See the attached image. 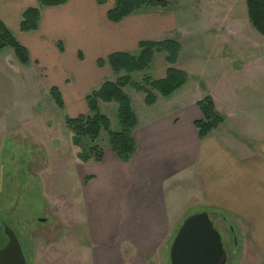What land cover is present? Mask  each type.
Segmentation results:
<instances>
[{"label": "crops", "instance_id": "0c3cea01", "mask_svg": "<svg viewBox=\"0 0 264 264\" xmlns=\"http://www.w3.org/2000/svg\"><path fill=\"white\" fill-rule=\"evenodd\" d=\"M38 1L0 0V21L28 55L22 64L12 48L0 49V160L17 123L34 135L46 133L50 88L58 89L76 116L87 113L84 97L123 75L111 72L108 55H137L139 42L175 40L200 57L220 56L228 30L241 32L247 24L242 13L233 15L238 0H166L164 8L143 6L118 22L106 17L114 0H67L40 8L37 28L20 32L22 11ZM194 80L203 89L198 95L184 90L186 82L152 105L144 103L143 93L122 89L136 118L135 152L123 162L109 144L97 145L102 160L92 155L77 167L85 181L88 244L76 248L72 264H164L150 260L151 253L178 230L181 218L201 211L224 214L241 232L234 245L242 243L247 252L236 264H264V149H253L264 142V118L244 110L238 98L236 114L224 108L233 100L231 79L210 78V85L207 78ZM204 96L212 98L223 122L200 139L194 121L202 118L196 102ZM111 103L100 101V112ZM38 149L49 161L51 143Z\"/></svg>", "mask_w": 264, "mask_h": 264}, {"label": "rangeland", "instance_id": "374dc122", "mask_svg": "<svg viewBox=\"0 0 264 264\" xmlns=\"http://www.w3.org/2000/svg\"><path fill=\"white\" fill-rule=\"evenodd\" d=\"M232 12L236 16L242 13L247 24L244 27L242 25L241 32L228 30L225 40L220 41V56L214 54L208 58L200 57L201 53L195 49L187 51L183 45V50L180 49L173 66L187 74L184 90L197 95L203 89H196V76L207 78V85L211 84L210 78L221 80L222 76V79H231L227 83L234 88V91H231L234 94L233 100L224 102V108L233 110L236 114L234 98H238L244 110H250L257 119H262L264 36L259 35L249 24L245 0H238L236 5H233ZM167 66L164 53H154L149 67L144 71L132 73L131 77L134 81H140L144 75L160 79L164 76ZM219 83L217 82V85ZM130 90L131 88L126 89L127 93H130ZM132 98L134 108H137V96L133 94ZM44 105L51 112L47 113L46 133L42 129L34 135L24 128L22 123H17L14 126L17 128L11 130L12 133L5 138L4 149L10 146L0 160V248L7 241L3 234V226L7 225L21 242L27 264H72L68 259L76 257V248H79L80 244H88L86 205L82 196L85 181L77 167L81 162H85L89 155L88 147L108 145V136L101 130L95 141L86 137L77 139L65 125L66 117L76 116L71 112L73 106L64 99L63 110L57 108L48 93L45 95ZM101 112L109 119L110 130L117 131L119 125L116 103L103 105ZM241 140L245 141L244 138ZM49 143L52 145V153L47 161L38 148L48 146ZM263 143L254 144L253 149L263 150ZM209 218L221 236L227 254L225 264H236L247 252L242 243L234 245V240L238 241L241 232L237 230L235 223L222 213L212 212ZM182 220L181 218V222ZM176 231L177 229L168 235L157 251L151 253L150 260L170 264L169 248Z\"/></svg>", "mask_w": 264, "mask_h": 264}, {"label": "trees", "instance_id": "16d2710c", "mask_svg": "<svg viewBox=\"0 0 264 264\" xmlns=\"http://www.w3.org/2000/svg\"><path fill=\"white\" fill-rule=\"evenodd\" d=\"M67 0H39L37 6L29 7L22 11L19 31L29 32L37 28L39 23V11L42 7L57 6ZM102 3V0H97ZM168 5L166 0H114V6L107 11L106 17L111 22H118L124 17L139 10L141 7L164 8ZM246 16L251 27L261 36H264V0H245ZM10 47L13 49L17 60L26 64L28 55L25 48L18 43L15 36L11 34L5 25L0 21V49ZM139 52L137 55L128 53H112L107 56L106 63L111 72L115 75L123 72L113 81H104L96 89L90 91L84 101L87 105V113L75 117H66L65 125L77 139L81 137L95 141L99 132L104 130L108 136V144L113 153L123 162H127L135 152V143L131 136V129L136 124V118L131 110L129 97L123 92L124 87H129L136 92L144 94V103L152 105L157 96L167 97L187 82V74L175 67L180 44L175 40L142 41L138 43ZM154 53H164V61L169 65L164 77L152 79L144 75L140 81L132 79V73L146 70L153 58ZM104 62L97 61L98 66ZM50 96L59 109H63L64 102L61 94L55 87L50 88ZM117 104L118 131L109 129V119L100 112L98 103ZM202 118L194 121L198 137L201 139L223 122V117L215 109L210 96H204L196 102ZM89 155L96 162L102 160V151L97 145L88 147ZM85 179H88L86 177Z\"/></svg>", "mask_w": 264, "mask_h": 264}, {"label": "water", "instance_id": "95a60500", "mask_svg": "<svg viewBox=\"0 0 264 264\" xmlns=\"http://www.w3.org/2000/svg\"><path fill=\"white\" fill-rule=\"evenodd\" d=\"M7 241L0 248V264H27L15 232L3 226ZM227 254L221 236L205 211L188 215L181 222L169 248L170 264H225Z\"/></svg>", "mask_w": 264, "mask_h": 264}]
</instances>
